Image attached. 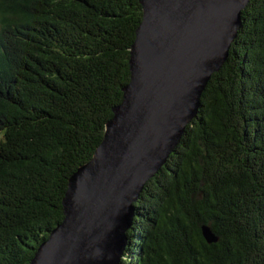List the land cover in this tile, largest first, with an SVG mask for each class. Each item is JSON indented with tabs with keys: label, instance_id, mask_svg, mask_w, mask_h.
<instances>
[{
	"label": "trees",
	"instance_id": "obj_1",
	"mask_svg": "<svg viewBox=\"0 0 264 264\" xmlns=\"http://www.w3.org/2000/svg\"><path fill=\"white\" fill-rule=\"evenodd\" d=\"M141 18L140 0H0V264H29L63 218ZM200 102L133 203L120 264H264V0L242 10Z\"/></svg>",
	"mask_w": 264,
	"mask_h": 264
},
{
	"label": "water",
	"instance_id": "obj_2",
	"mask_svg": "<svg viewBox=\"0 0 264 264\" xmlns=\"http://www.w3.org/2000/svg\"><path fill=\"white\" fill-rule=\"evenodd\" d=\"M249 0H140L129 81L91 158L69 176L63 218L29 264H120L133 203L196 117ZM208 243L215 233L202 226Z\"/></svg>",
	"mask_w": 264,
	"mask_h": 264
}]
</instances>
